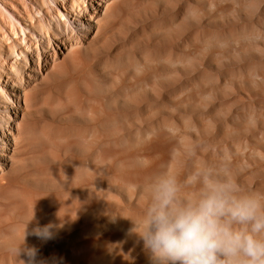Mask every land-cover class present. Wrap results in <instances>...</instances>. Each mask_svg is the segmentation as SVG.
Segmentation results:
<instances>
[{
    "label": "rangeland",
    "instance_id": "1",
    "mask_svg": "<svg viewBox=\"0 0 264 264\" xmlns=\"http://www.w3.org/2000/svg\"><path fill=\"white\" fill-rule=\"evenodd\" d=\"M194 146L264 193V0H0V264H151L131 219Z\"/></svg>",
    "mask_w": 264,
    "mask_h": 264
},
{
    "label": "clouds",
    "instance_id": "2",
    "mask_svg": "<svg viewBox=\"0 0 264 264\" xmlns=\"http://www.w3.org/2000/svg\"><path fill=\"white\" fill-rule=\"evenodd\" d=\"M184 160L183 170L169 163L149 178L138 218H130L129 233L151 264H264V193L245 189L226 164L202 163L196 146ZM28 226L25 237H55L54 225L37 222L30 232ZM9 252L27 257L20 264H47L25 238Z\"/></svg>",
    "mask_w": 264,
    "mask_h": 264
},
{
    "label": "bare ground",
    "instance_id": "3",
    "mask_svg": "<svg viewBox=\"0 0 264 264\" xmlns=\"http://www.w3.org/2000/svg\"><path fill=\"white\" fill-rule=\"evenodd\" d=\"M3 179L6 180V177L4 176ZM40 219L42 221H44L43 218L40 217ZM1 224H2V220H1V215H0V225ZM34 246H35V248L38 249L37 260L45 261V262H47V264H56V261L52 255H50L48 258L45 256V253L47 252L46 247H44L43 245H41L39 243L34 245Z\"/></svg>",
    "mask_w": 264,
    "mask_h": 264
}]
</instances>
